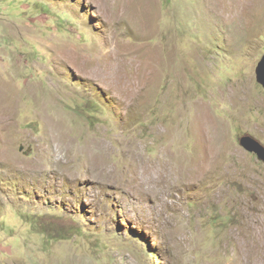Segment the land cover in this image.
<instances>
[{
  "label": "rangeland",
  "instance_id": "obj_1",
  "mask_svg": "<svg viewBox=\"0 0 264 264\" xmlns=\"http://www.w3.org/2000/svg\"><path fill=\"white\" fill-rule=\"evenodd\" d=\"M263 56L264 0H0V264H264Z\"/></svg>",
  "mask_w": 264,
  "mask_h": 264
},
{
  "label": "water",
  "instance_id": "obj_2",
  "mask_svg": "<svg viewBox=\"0 0 264 264\" xmlns=\"http://www.w3.org/2000/svg\"><path fill=\"white\" fill-rule=\"evenodd\" d=\"M257 81L264 87V56L256 67ZM240 144L247 151L255 154L257 158L264 162V146L251 138L250 136H244L240 140Z\"/></svg>",
  "mask_w": 264,
  "mask_h": 264
},
{
  "label": "bare ground",
  "instance_id": "obj_3",
  "mask_svg": "<svg viewBox=\"0 0 264 264\" xmlns=\"http://www.w3.org/2000/svg\"><path fill=\"white\" fill-rule=\"evenodd\" d=\"M173 181V180H172ZM176 186V185H175ZM174 187V186H173ZM183 187V186H182Z\"/></svg>",
  "mask_w": 264,
  "mask_h": 264
}]
</instances>
